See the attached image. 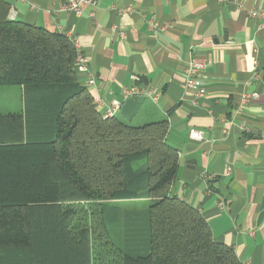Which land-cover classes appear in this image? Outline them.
<instances>
[{"label":"trees","instance_id":"obj_1","mask_svg":"<svg viewBox=\"0 0 264 264\" xmlns=\"http://www.w3.org/2000/svg\"><path fill=\"white\" fill-rule=\"evenodd\" d=\"M11 3L0 0V86L23 87L24 108L0 113V264H244L170 194L168 120L104 119L72 40L10 19Z\"/></svg>","mask_w":264,"mask_h":264},{"label":"crops","instance_id":"obj_2","mask_svg":"<svg viewBox=\"0 0 264 264\" xmlns=\"http://www.w3.org/2000/svg\"><path fill=\"white\" fill-rule=\"evenodd\" d=\"M10 1L16 20L77 38L102 114L124 101V87L159 93L132 119L168 120L167 141L179 151L170 194L198 209L244 264H264V19L249 13L264 0H97L80 15L70 0ZM191 62L205 64L207 91L196 102L185 88ZM78 78L85 84L87 75ZM246 92L259 98L242 102ZM16 94L0 113L23 110V87Z\"/></svg>","mask_w":264,"mask_h":264},{"label":"built area","instance_id":"obj_3","mask_svg":"<svg viewBox=\"0 0 264 264\" xmlns=\"http://www.w3.org/2000/svg\"><path fill=\"white\" fill-rule=\"evenodd\" d=\"M96 1L97 0H70L69 3L67 4V9L74 12L77 15H80L82 13V9L84 6L94 5ZM240 7L244 8V5L241 4ZM249 13L254 18L264 19V9L262 10L251 9L249 10ZM8 17L12 20L16 19V12L13 2L11 3ZM60 32L66 34L74 43L77 49V56L74 67L78 72V74L84 73L87 75V79L84 85L90 88L91 86L95 85L96 76L94 72L91 71L89 68L87 56L81 50V47L75 36H73L70 32H67L65 29H61ZM204 69H205V64L200 62H191L186 71L187 75L185 81V88L193 93L194 102H196L197 99L198 100L202 99L206 95L207 88L203 85L201 79V74ZM135 79L139 80L138 77H135ZM123 94H124V101L127 98L137 95H144V96L152 95L154 99H157L159 95V93L155 92L153 94V92L149 90L144 91L138 85H134L132 87H124ZM258 98H259L258 92H246L242 94V102L257 100ZM124 101L120 102L118 100H113L111 105L107 108V110L103 114V118L106 119L118 115L121 111V107ZM191 136L193 138L199 139L201 138L202 135L198 131L193 130L191 131ZM222 205L224 204L222 203Z\"/></svg>","mask_w":264,"mask_h":264},{"label":"rangeland","instance_id":"obj_4","mask_svg":"<svg viewBox=\"0 0 264 264\" xmlns=\"http://www.w3.org/2000/svg\"><path fill=\"white\" fill-rule=\"evenodd\" d=\"M17 87L19 86H0V105H3L5 103H8L10 99H15L16 97V92H17ZM134 120L133 119H130V120H127L126 119V123L128 124H132L134 125ZM143 164V161L139 162L138 164H136L135 167H138L140 165ZM149 204L146 203L144 200L143 201H136V200H133V201H128L125 203V207L126 208H129V209H143V208H146Z\"/></svg>","mask_w":264,"mask_h":264},{"label":"water","instance_id":"obj_5","mask_svg":"<svg viewBox=\"0 0 264 264\" xmlns=\"http://www.w3.org/2000/svg\"><path fill=\"white\" fill-rule=\"evenodd\" d=\"M145 99L146 96L144 95H137L127 98L122 104L120 111L121 115L127 120L132 119L133 116L138 112L139 106L144 102Z\"/></svg>","mask_w":264,"mask_h":264}]
</instances>
